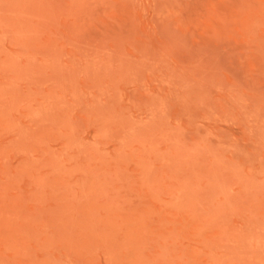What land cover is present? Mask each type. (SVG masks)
Listing matches in <instances>:
<instances>
[{
  "label": "rangeland",
  "instance_id": "obj_1",
  "mask_svg": "<svg viewBox=\"0 0 264 264\" xmlns=\"http://www.w3.org/2000/svg\"><path fill=\"white\" fill-rule=\"evenodd\" d=\"M0 264H264V0H0Z\"/></svg>",
  "mask_w": 264,
  "mask_h": 264
}]
</instances>
